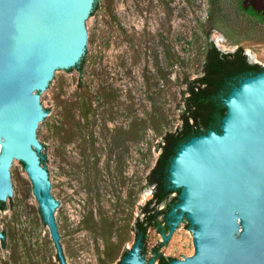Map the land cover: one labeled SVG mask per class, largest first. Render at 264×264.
I'll list each match as a JSON object with an SVG mask.
<instances>
[{"label": "water", "instance_id": "95a60500", "mask_svg": "<svg viewBox=\"0 0 264 264\" xmlns=\"http://www.w3.org/2000/svg\"><path fill=\"white\" fill-rule=\"evenodd\" d=\"M96 1L0 0V205L13 197L16 159L62 264L55 214L59 223L63 208L40 136L53 117L40 93L53 92L59 75L85 54L89 60L94 38L87 27ZM221 100L220 131L181 144L168 169L169 188L181 192H173L178 202L162 236L177 244L189 222L194 246L193 256L169 264H264V71L240 80ZM142 244L135 241L123 264H147Z\"/></svg>", "mask_w": 264, "mask_h": 264}, {"label": "rangeland", "instance_id": "374dc122", "mask_svg": "<svg viewBox=\"0 0 264 264\" xmlns=\"http://www.w3.org/2000/svg\"><path fill=\"white\" fill-rule=\"evenodd\" d=\"M87 30L94 44L83 70L59 75L53 92L40 93L47 114L53 117L40 132L45 159L52 163L47 171L53 175L55 198L63 208L59 225L71 238L78 200L75 192L83 182L90 189L89 177L98 159L128 153L131 184L135 190L141 181L146 184L160 154L159 133L180 127L183 82L202 75L209 36L219 49L220 40L225 53L243 47L249 63L264 67L263 0H101ZM66 106L75 108L71 143L67 134L59 136L60 128H70ZM84 108L90 111L88 119L83 118ZM21 167L16 159L10 167L13 197L30 198L36 208L32 184ZM143 191L148 203L154 189ZM178 196L172 193L167 203L154 209L176 204ZM159 221L164 226L163 216ZM189 226L188 222L177 244L165 242L162 233L149 229L147 264L161 243L160 254L166 260L193 256ZM132 229L129 250L134 246ZM67 244L73 254V239Z\"/></svg>", "mask_w": 264, "mask_h": 264}, {"label": "flooded vegetation", "instance_id": "af4514ba", "mask_svg": "<svg viewBox=\"0 0 264 264\" xmlns=\"http://www.w3.org/2000/svg\"><path fill=\"white\" fill-rule=\"evenodd\" d=\"M94 164V172L89 177L90 189H85L83 182L80 190L75 192L78 200L74 209L73 238L59 225L55 214L59 242L66 264H123L130 249L131 227L134 243L137 239L142 240L144 254L145 184L144 181L138 183L137 190L131 184L128 153H123L121 158L98 159ZM12 198L0 205V232L3 236L0 237V264H62L37 200L35 208L30 198ZM172 205L169 203L167 208L159 210L164 217V227H168L167 215ZM42 224L45 232L41 230ZM72 239L73 254L67 244ZM160 251L161 247L158 252L153 250L155 264H162Z\"/></svg>", "mask_w": 264, "mask_h": 264}, {"label": "trees", "instance_id": "16d2710c", "mask_svg": "<svg viewBox=\"0 0 264 264\" xmlns=\"http://www.w3.org/2000/svg\"><path fill=\"white\" fill-rule=\"evenodd\" d=\"M99 7L100 1L97 0L91 16L95 15ZM249 14L254 15L251 11ZM205 49L202 75L191 80L186 78L183 82L185 88L181 92L182 95L178 103L180 127L174 132L159 133L162 138L158 144L160 154L155 166L148 174L144 186V188L153 187L154 189L153 198L149 200L145 207L144 244L146 243L149 229H155L160 233L164 231L168 232V227L162 226V223L159 221L161 212L154 209V206L165 202L173 192H178L180 195L181 191H173L169 188L168 169L171 160L176 155L181 144L193 137L206 134L209 130L220 131L221 119L226 114V108L223 106L221 100L222 97L226 96L240 80L264 71V67L248 62L243 47H238L232 53H223L209 36ZM85 63L86 54L80 64L68 70V72L74 70L82 71ZM74 110V107H65L64 114L70 128L69 130H62L60 128L59 131V136L63 137L64 133L67 134L69 137L68 143L73 141L72 136L75 134L76 116L72 114ZM83 111L85 112L83 118L88 119L90 111L87 108H84ZM59 127L57 126V129ZM44 162L45 159H43L42 163ZM176 201H178V198H176ZM153 204L155 205L151 208ZM162 245L163 243L155 247L154 251L158 252ZM143 253H145V250ZM160 259L162 264H169L170 262L163 256Z\"/></svg>", "mask_w": 264, "mask_h": 264}, {"label": "bare ground", "instance_id": "6f19581e", "mask_svg": "<svg viewBox=\"0 0 264 264\" xmlns=\"http://www.w3.org/2000/svg\"><path fill=\"white\" fill-rule=\"evenodd\" d=\"M219 39H220V38H219ZM223 41H224V40L222 39V42H223ZM219 47H220V49L224 50L223 44H221L220 40H219Z\"/></svg>", "mask_w": 264, "mask_h": 264}]
</instances>
